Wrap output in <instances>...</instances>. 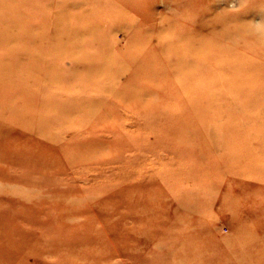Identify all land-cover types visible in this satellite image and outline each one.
Segmentation results:
<instances>
[{"label": "rangeland", "instance_id": "obj_1", "mask_svg": "<svg viewBox=\"0 0 264 264\" xmlns=\"http://www.w3.org/2000/svg\"><path fill=\"white\" fill-rule=\"evenodd\" d=\"M0 264H264V0H0Z\"/></svg>", "mask_w": 264, "mask_h": 264}]
</instances>
